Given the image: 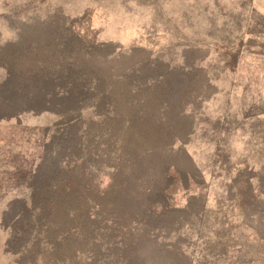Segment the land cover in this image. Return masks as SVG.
<instances>
[{
	"label": "rangeland",
	"instance_id": "rangeland-1",
	"mask_svg": "<svg viewBox=\"0 0 264 264\" xmlns=\"http://www.w3.org/2000/svg\"><path fill=\"white\" fill-rule=\"evenodd\" d=\"M0 264H264V0H0Z\"/></svg>",
	"mask_w": 264,
	"mask_h": 264
}]
</instances>
